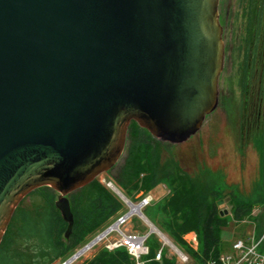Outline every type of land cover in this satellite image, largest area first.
<instances>
[{
  "label": "water",
  "instance_id": "obj_1",
  "mask_svg": "<svg viewBox=\"0 0 264 264\" xmlns=\"http://www.w3.org/2000/svg\"><path fill=\"white\" fill-rule=\"evenodd\" d=\"M219 5L0 0V244L20 203L43 187L59 194L69 239L75 224L69 195L117 164L132 122L171 144L197 134L219 104L225 60ZM134 205L151 233L182 254Z\"/></svg>",
  "mask_w": 264,
  "mask_h": 264
},
{
  "label": "rangeland",
  "instance_id": "obj_2",
  "mask_svg": "<svg viewBox=\"0 0 264 264\" xmlns=\"http://www.w3.org/2000/svg\"><path fill=\"white\" fill-rule=\"evenodd\" d=\"M248 6L249 0H220L219 12L225 43V60L224 69L219 79L218 107L206 117L197 134L185 143L161 142L152 136L156 142H159L158 150L165 157L166 163L170 165L171 178L153 189L140 186L128 192V195L136 200V202L133 201L135 204L140 202V196L149 195L153 198L151 204L141 211L154 225L166 231L165 235L170 241L176 239L179 241L180 250L189 257L188 264H201L195 256L198 250L193 249L184 238L187 233L195 231L185 233L178 229L176 232L174 230L171 232L167 227L170 223L179 228L183 223L182 213L176 215L170 210L181 206V211L184 214L192 212L193 205L196 203L192 195L195 189L194 182L200 181L212 192L219 193L218 199L212 197L213 195L211 196L209 192L206 197L209 204L217 201L218 208L227 221L228 226L223 227L220 234L223 254L233 253V244L239 238L251 240L261 236V240L264 236V183L260 185L261 166L255 145L259 134L257 126L262 118V109H259L258 98L261 86V66L245 88L246 40L250 28L249 18L250 20L252 18L248 13ZM263 60L264 48L262 46L258 54V61L261 65H263ZM131 124L128 135L134 138V133H137V129L141 127L136 122ZM128 146L129 139L127 137V143L120 160L110 171L96 179L112 192L113 190L108 184L113 183L116 186L115 178L123 172H125L124 181H127V184L132 183L133 178L131 177H134V173L129 172V178L126 167L131 168L132 171L139 164L134 162V154L131 155L133 163L130 162ZM143 164L148 169L147 164L149 163L142 162ZM44 190H46L44 187L38 189L37 192L27 196L21 202L16 211L13 226L8 232L7 246H9L11 257L18 263L29 262L32 264L33 261L41 263L44 259L42 251L44 246L41 243V238L24 233L25 217L39 223L48 214L49 203ZM253 195L257 196V199L252 204L249 215L241 220H236L234 217L236 203ZM58 196L59 194L55 191L56 201ZM121 209L99 230L92 234H85L83 242L76 249L69 250L63 258L54 264H62L68 260L102 232L113 226L119 218L127 216L130 211L132 212L131 205L128 206L125 202ZM132 215L120 226V231L143 236L149 235V243L153 248L152 253L156 255L163 246L159 242V237L157 234L151 233L149 225L139 216ZM41 230L42 228L39 226L37 232L43 235ZM119 235V233L107 235L72 264H88L99 256L110 242L118 239ZM164 248L166 259H174V264H182L178 255L172 253L169 246Z\"/></svg>",
  "mask_w": 264,
  "mask_h": 264
},
{
  "label": "trees",
  "instance_id": "obj_3",
  "mask_svg": "<svg viewBox=\"0 0 264 264\" xmlns=\"http://www.w3.org/2000/svg\"><path fill=\"white\" fill-rule=\"evenodd\" d=\"M248 13L252 16L249 18V35L246 40L247 43V60L245 71V88L249 81L257 74V69L260 67V93H259V109H262V118L259 122L258 130L259 134L256 139V148L259 153L261 173H260V185L264 183V62L261 65L258 61L259 49L264 48V0H249ZM264 61V60H263ZM260 114V112H259ZM132 125V124H131ZM131 125L129 128H131ZM137 133H134V138L128 135L129 146L128 152H130V162L132 161V154H134V162L137 164L134 170L126 167V172L129 174L134 173L132 183H126L124 181L125 172L115 178L116 186L127 196L132 199L128 192L131 189H136L140 186H144L147 189L156 188L162 182L171 178L169 167L166 163V159L162 156L158 150L159 142L152 137V135L143 128H138ZM142 162L149 163L148 169ZM174 162V161H173ZM130 163V164H131ZM130 172V173H129ZM132 173V174H133ZM144 176L143 178H141ZM195 189L192 195L195 198V205L191 213L184 214L181 210V206H177L170 210L175 214L182 213V225L177 228L175 224H168L167 229L175 232L179 229L185 233L195 231L199 237V249L196 252L198 261L201 264H208L210 261L218 260L223 254L221 250V230L223 227L228 226L225 216L219 210L217 201L208 203L207 193L218 199L219 193L212 192L208 187L201 184L200 181L194 182ZM144 188V189H145ZM45 197L49 203L48 214L39 222L36 223L25 217L24 233L32 236L36 235L41 238V243L44 246L43 261H33L32 264H54L57 260L63 258L69 250L76 249L84 239L85 234H92L99 230L105 223L111 218L116 216L122 209L123 202L115 195L110 189L103 186L96 180L84 188H81L69 195L71 209L74 214L75 224L72 234L69 239L65 238V234L68 228V224L64 221L60 211L56 208L55 191L49 187H44ZM259 190V188H258ZM35 190L31 194L37 192ZM30 194V195H31ZM257 196L245 198L242 201L236 203L234 207V217L236 220H241L249 215L252 210V204L256 201ZM21 204V203H20ZM20 206V205H19ZM17 207L16 211L18 210ZM9 224V227L4 235V238L0 244V264H31V263H18L11 257L9 252V246H7L8 232L11 230L15 214ZM144 213V212H143ZM42 228V234L37 232L38 228ZM156 226V225H155ZM189 226V227H188ZM157 227V226H156ZM159 228V227H158ZM164 234L166 231L159 228ZM261 236H257L255 240L260 241ZM148 239L149 255L146 256V264H174V259H166L163 256L162 261L155 260V253H152V247ZM178 248L179 241L176 239L172 241ZM181 248V247H180ZM179 248V249H180ZM259 251L264 253V242L261 241L259 245ZM154 252V251H153ZM88 264H134L128 251L125 249H116L113 251L105 250L90 261Z\"/></svg>",
  "mask_w": 264,
  "mask_h": 264
},
{
  "label": "built area",
  "instance_id": "obj_4",
  "mask_svg": "<svg viewBox=\"0 0 264 264\" xmlns=\"http://www.w3.org/2000/svg\"><path fill=\"white\" fill-rule=\"evenodd\" d=\"M140 204L141 209L148 207L153 198L149 195L146 196H140ZM132 204L135 203L130 200ZM136 204V205H138ZM128 205V204H127ZM129 206V205H128ZM133 215L129 213L125 218L123 217L119 218L117 221V225L112 227V229L109 231L108 235L111 233H119V238L115 239L113 242H110L107 245V249L110 251L116 250V249H125L128 251L129 255L131 256L134 264H146L145 258L149 255V246H148V236H143L140 234L135 233H127L120 231V226L126 222V220H129ZM138 216V215H137ZM140 217V216H139ZM141 218V217H140ZM145 223H147L143 218H141ZM148 224V223H147ZM159 237V242L162 243V248H160L156 255L155 260L156 261H162L163 256H165V248L169 246L165 240L157 235ZM187 243L195 250L199 249V237L196 232H190L187 233L184 236ZM264 240L263 238L257 242L254 239H243L239 238L237 239L233 244V253L229 254H222L218 260L210 261L208 264H264V253H261L259 251V245L261 241ZM172 249V253L175 255H178L179 260L182 264H188L189 263V257L184 254L182 251V254H178L176 250H174L171 246H169Z\"/></svg>",
  "mask_w": 264,
  "mask_h": 264
},
{
  "label": "bare ground",
  "instance_id": "obj_5",
  "mask_svg": "<svg viewBox=\"0 0 264 264\" xmlns=\"http://www.w3.org/2000/svg\"><path fill=\"white\" fill-rule=\"evenodd\" d=\"M131 210H132V213L131 214H134V215H137V213L140 211V210H138V207H136V206H134V205H131ZM102 239L100 238V239H98V241L95 243V244H97L99 241H101ZM89 250V249H88ZM88 250H86V251H88Z\"/></svg>",
  "mask_w": 264,
  "mask_h": 264
}]
</instances>
